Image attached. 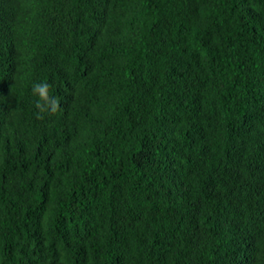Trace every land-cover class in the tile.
<instances>
[{
    "label": "trees",
    "instance_id": "obj_1",
    "mask_svg": "<svg viewBox=\"0 0 264 264\" xmlns=\"http://www.w3.org/2000/svg\"><path fill=\"white\" fill-rule=\"evenodd\" d=\"M0 264H264V0H0Z\"/></svg>",
    "mask_w": 264,
    "mask_h": 264
},
{
    "label": "clouds",
    "instance_id": "obj_2",
    "mask_svg": "<svg viewBox=\"0 0 264 264\" xmlns=\"http://www.w3.org/2000/svg\"><path fill=\"white\" fill-rule=\"evenodd\" d=\"M50 88L51 85L47 82L33 85L32 92L39 98L36 107L39 109L40 114L49 111L51 114H55L60 110V100L50 94ZM39 118H43L42 115H40Z\"/></svg>",
    "mask_w": 264,
    "mask_h": 264
}]
</instances>
